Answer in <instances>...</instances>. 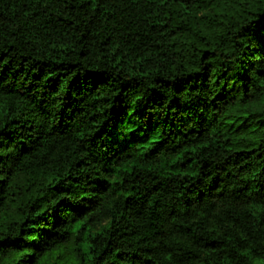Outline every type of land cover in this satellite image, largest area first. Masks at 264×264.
Instances as JSON below:
<instances>
[{"label":"trees","instance_id":"1","mask_svg":"<svg viewBox=\"0 0 264 264\" xmlns=\"http://www.w3.org/2000/svg\"><path fill=\"white\" fill-rule=\"evenodd\" d=\"M0 264H264V0H0Z\"/></svg>","mask_w":264,"mask_h":264}]
</instances>
